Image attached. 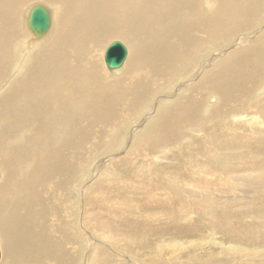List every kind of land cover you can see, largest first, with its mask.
<instances>
[{
	"label": "bare ground",
	"instance_id": "1",
	"mask_svg": "<svg viewBox=\"0 0 264 264\" xmlns=\"http://www.w3.org/2000/svg\"><path fill=\"white\" fill-rule=\"evenodd\" d=\"M28 3L33 5L27 10ZM36 4L50 12L44 33L28 25ZM263 25L264 0H0V264H78L83 239L86 263L103 264L109 253L99 237L109 230L99 221L97 200H110L121 216L120 210L130 207L121 200L126 188L141 193L140 240L115 236L120 242L149 244L151 235L167 227V233H176L183 228L176 219L193 222L189 212L193 207L200 212L196 205L210 208L202 225L229 224L231 229H224L229 236L245 231L251 240L261 232L264 240L260 224L237 221L253 218L250 208L233 217L228 200V213H215L208 199L212 189L226 194L236 173L209 145L220 150L241 138L244 127L264 132ZM112 39L127 48L122 65L109 69L116 74L107 72L102 60ZM203 57L207 61L198 64ZM177 79L179 102L159 101L161 108L128 139L115 134ZM214 93L219 97H209ZM126 144L124 155L101 160L88 193L82 190L79 169L88 157L119 152ZM74 185L78 198L72 216ZM154 189L166 198L157 199ZM209 234H200L203 241L188 240V263L182 257L188 247L180 250V241L173 247L166 240L154 243L148 258L171 248L168 264H204L217 250L233 253L232 245Z\"/></svg>",
	"mask_w": 264,
	"mask_h": 264
},
{
	"label": "rangeland",
	"instance_id": "2",
	"mask_svg": "<svg viewBox=\"0 0 264 264\" xmlns=\"http://www.w3.org/2000/svg\"><path fill=\"white\" fill-rule=\"evenodd\" d=\"M39 1V0H36ZM35 2V1H34ZM42 2V1H40ZM30 3V2H29ZM28 3V8L27 10L35 3H31L29 5ZM44 3V2H42ZM28 11L25 12V15L27 16ZM22 23V22H21ZM264 26V25H263ZM119 40L123 42L121 39H112L107 43V45L104 48V52L106 48L111 44L113 41ZM124 43V42H123ZM218 47H216L213 52L217 51ZM219 50V49H218ZM226 51V50H225ZM229 51V50H228ZM104 52L102 56L103 64L107 72L110 74H116V72L109 70L110 68L106 65L105 60H104ZM214 52V53H215ZM224 53V52H223ZM206 57H203L200 59V63L206 62ZM208 64L206 63V67ZM197 78V76H196ZM180 80H176L172 85H169L168 88L164 89L163 91L159 92V94L153 99L147 102L145 107L142 109V111L135 117V120L130 124L125 123L122 128L118 129L116 133H121L122 137L125 135L126 139H128V135L132 132L133 128L138 126L140 122L148 117L149 114L154 113L159 109V107L162 105L161 102L159 101H165L167 98L171 100L172 104H175L180 101V99H177V95L180 93L181 90H177L176 88L178 87ZM173 87V88H172ZM211 88V87H210ZM209 88V89H210ZM206 92V91H204ZM255 93V92H254ZM171 95V96H170ZM217 96L219 97V93H214V94H209L210 96ZM208 96V95H207ZM264 96V94H263ZM262 96V97H263ZM161 97V98H160ZM261 98V97H260ZM206 102L208 103V99H205ZM254 101H258L257 99L254 98ZM261 102V101H260ZM156 103V108L153 107L154 104ZM158 103V104H157ZM216 104V103H215ZM170 105V106H169ZM166 107H172L173 105L169 104ZM202 105V104H201ZM261 105H264L263 102ZM153 107V108H152ZM161 108V107H160ZM151 109V110H150ZM156 109V110H155ZM264 111V110H262ZM151 112V113H150ZM209 117V116H208ZM208 121V120H205ZM209 123V122H208ZM127 125V126H126ZM223 124H221L222 126ZM145 125H143L144 127ZM127 127V128H126ZM146 130V127L144 128ZM256 131H252L248 127H244L241 132L239 133L241 138H238L235 141H230L228 140L225 142L221 147L220 150H217L215 148V145L210 144L209 145V151L212 154H218L223 157L222 159L225 160V163L227 165L228 170L233 169L232 172L236 171V173H231L230 179L228 182V187L230 190L225 189L226 194H221L219 195L218 193L214 192L212 189V192L209 193L208 199L211 202V208L215 213H228L225 211L227 209V200L229 201V210L233 211V217H237V213L239 210H243V208H250V210L254 211L251 212L249 211L252 215H255L253 218H243V216H238L237 221H243L245 222L244 224H260L262 227H264V132L256 126ZM144 130V131H145ZM222 130V129H221ZM227 130V129H225ZM203 134H200V136H203ZM199 134L197 135V138H202L200 137ZM113 142V138L110 137L108 138L107 142V148L111 143ZM132 144H129V146ZM128 144H126V147L122 148L119 152L110 151L107 154L99 152L97 154H93L91 157H88L86 160V164L84 168H80V174L79 178H84L83 181L85 184H83L82 190H86L88 193V186L92 182V176L90 175L96 173L97 167L102 163L101 160H106L108 161L109 158H114L118 156L124 155L125 151L127 150V147H129ZM111 149V148H109ZM105 161V163H106ZM164 161V160H163ZM231 163V164H229ZM228 173L226 172V178H228ZM97 176H94L93 180ZM82 181V182H83ZM87 182L89 184H87ZM150 183H156L155 181H152ZM81 184V183H80ZM87 185V186H86ZM75 185L71 187V194L69 197V200L73 202L72 206H70V214L73 216L76 213V207L77 203L75 201L78 198V194H75L77 190L74 189ZM86 187V188H85ZM85 188V189H84ZM125 192L127 195L122 196L121 200L126 201L125 203H128L130 207L125 210H120L121 216H116V207L112 205H108L110 200L104 199V198H99L97 200V206H99L96 211L100 214L99 221L105 224V226H102L105 228V230H109L107 232L106 237H99V240L101 242H105L104 247L107 252L109 253L107 257H105V261L103 264H130V255H128V251H126L125 248L131 250V258H132V264H168L166 259L167 257L172 258V251L170 249H165L162 252L160 251L159 254L154 255L153 257H149V252L152 250V245L154 243H159L161 240H166L167 247H173V241H180L179 249L182 250L184 248L183 245H186L185 250H183V255L182 257L185 259L187 258V263L190 259L189 256H187V252H192L190 250L189 241H196V239H200V241H203L205 237L211 236L209 233L214 232L216 234V240L224 242L226 245H232L231 250L233 253L230 254V252H224L221 250H217L215 253L212 252L211 254V262L210 263H204V264H264V240L260 239V234L261 232H258L254 235V237L251 240H248L246 237V232L243 231L241 234L236 235V237H232L227 235V233L224 231V229H231L229 227V224H221V223H211L210 225H202L204 222V213H206L207 210L210 208L205 205H196L197 209L200 212H197V210L193 207V210L190 211L189 215L194 217L193 222H189L188 224H185L184 220H178L176 219L175 223L180 224L183 226V228L178 229L180 231L176 233H167L169 231V227L166 229H163V233H155L151 235L149 238L152 239V241L148 244L146 241V244L140 242V243H134L130 240H127L125 242H120L119 239H116L115 236L117 235H126L128 237H133V238H140L137 236V232H139L140 229V224H136V222H142V219H139L138 217L141 216V211L140 208H138V203H141L139 200L141 198V193L139 190L136 188H126ZM146 190L145 187L142 188V191ZM157 199L158 197H162L163 199L166 198V193H164L161 189H154L150 190ZM90 194V193H89ZM87 194V197L89 196ZM75 195V197H74ZM73 197V199H71ZM84 199L85 197L82 196ZM121 201V202H122ZM225 202V204H224ZM196 203V202H195ZM194 203V204H195ZM255 203V204H252ZM95 208H92L94 210ZM136 209V210H135ZM154 209V208H152ZM68 210V209H67ZM228 210V209H227ZM80 211V210H79ZM66 213V210L64 211ZM80 217L82 218L84 215L83 209H81L80 212ZM207 214V213H206ZM123 215V216H122ZM161 216V215H159ZM72 219V218H71ZM164 219V218H162ZM70 222V221H69ZM166 222L161 220V224H165ZM201 225V227L196 228V225ZM65 225V224H64ZM174 227V226H172ZM256 227V226H255ZM175 228V227H174ZM191 228V229H190ZM258 229V228H256ZM259 231V230H258ZM245 234L243 235V233ZM209 234L207 236V234ZM87 234V233H86ZM206 235L205 237L200 236ZM243 235V236H242ZM201 237V238H200ZM169 239V240H168ZM203 239V240H202ZM171 240V241H170ZM187 240V241H186ZM189 240V241H188ZM82 241L85 242L83 239ZM82 241L79 242L80 245V251L83 255L84 261H81V258L78 262V264H88L89 261L86 263L87 259V251H88V245L85 243L82 244ZM89 239L87 240V242ZM187 243V244H186ZM234 244V245H233ZM237 244V245H236ZM242 245V247L246 248V251L244 250L245 248H238V246ZM87 246V247H86ZM234 246V247H233ZM2 247V246H1ZM124 247V249H122ZM251 247H259L263 248L262 250L256 252V248H251ZM248 248V249H247ZM236 250L238 252L236 253ZM242 249V250H241ZM179 250V251H180ZM187 250V251H186ZM255 250V251H254ZM115 251V252H114ZM125 251V254L127 253V257L120 255V252ZM243 251V252H242ZM263 253V255L261 254ZM116 254V255H115ZM259 254V255H258ZM134 255V256H133ZM189 255V254H188ZM216 255V257H215ZM235 256V257H234ZM237 257V258H236ZM127 258V260H126ZM256 258V259H255ZM156 262H155V261ZM153 261V262H152ZM193 264H203L201 262H194Z\"/></svg>",
	"mask_w": 264,
	"mask_h": 264
},
{
	"label": "water",
	"instance_id": "3",
	"mask_svg": "<svg viewBox=\"0 0 264 264\" xmlns=\"http://www.w3.org/2000/svg\"><path fill=\"white\" fill-rule=\"evenodd\" d=\"M28 25L35 33L46 32L51 25V16L49 10L41 4L34 5L29 13ZM126 56L127 48L119 40L113 41L104 52L105 63L110 69H116L120 67Z\"/></svg>",
	"mask_w": 264,
	"mask_h": 264
}]
</instances>
